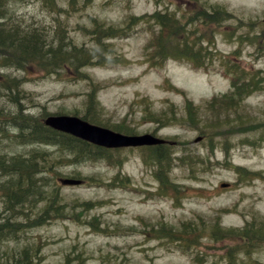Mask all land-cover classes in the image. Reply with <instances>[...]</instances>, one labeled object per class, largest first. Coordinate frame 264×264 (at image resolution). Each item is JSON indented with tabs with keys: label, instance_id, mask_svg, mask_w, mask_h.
Returning a JSON list of instances; mask_svg holds the SVG:
<instances>
[{
	"label": "rangeland",
	"instance_id": "rangeland-1",
	"mask_svg": "<svg viewBox=\"0 0 264 264\" xmlns=\"http://www.w3.org/2000/svg\"><path fill=\"white\" fill-rule=\"evenodd\" d=\"M75 1L60 3L58 14L37 1L18 10L43 30L53 26L60 41L86 45L96 64L0 67V110L39 122L53 114L89 113L106 128L156 132L176 142L171 153L180 160L157 167L147 149L109 150L75 171L54 174L49 181L63 213L52 207L42 226L24 227L21 243L38 247V264H264V0ZM219 12L217 26L211 20ZM157 13L183 18L180 36L169 41L186 40L189 47L177 51L169 43L159 51ZM191 15L197 19L189 25ZM96 26L127 36H103L96 44ZM212 32L220 33L221 53L234 52L231 74L219 62L204 70L193 57L180 59L192 46L197 54L199 34ZM231 34L241 38V47L224 44ZM179 52L180 60L165 61ZM235 82L247 91L239 93ZM228 99L236 102L231 110L214 115L201 109ZM1 144L4 152L22 151L11 136ZM54 152L47 154L50 164L59 161ZM62 178L86 183L66 186ZM0 209L11 214L4 213L1 195ZM37 211L26 208L24 214L33 219ZM13 247L0 239V260L9 259Z\"/></svg>",
	"mask_w": 264,
	"mask_h": 264
},
{
	"label": "trees",
	"instance_id": "trees-1",
	"mask_svg": "<svg viewBox=\"0 0 264 264\" xmlns=\"http://www.w3.org/2000/svg\"><path fill=\"white\" fill-rule=\"evenodd\" d=\"M32 1L50 5L52 10L58 14L62 11L59 4L65 0H0V66L23 68L27 63H38L44 69L53 68L56 70L58 66L78 63V61L81 67L96 64L93 61L96 57L88 55L92 51H89L90 48H87L86 45L64 42L63 38L60 41L57 29L53 30V26L49 31H46L43 30L44 26L38 27L34 20L22 17L18 10L19 6ZM70 3L75 5L77 1L70 0ZM152 18L161 31L158 40V48L161 53H163L165 45L172 43L173 45L169 48L172 49L183 42L169 41V37L172 35L180 36L183 18H176L175 15L166 13H157ZM196 19L197 15L189 16V25L195 24ZM96 27L97 29L91 32L93 42L96 44L103 36L105 40L107 38L114 39V35L124 37L123 30H120L119 34V30L114 27ZM73 65L78 67L76 64ZM5 116L4 110H0V118ZM89 116L87 117L92 122L99 124ZM16 125L19 128L15 133L18 131L20 133L14 137L15 140L20 142L21 137L24 138L25 140H21L22 143H25L22 146L28 145L32 147V150L28 153L22 151L5 153L0 149V195L5 204L4 213H11L6 216L0 209V239H8L14 244L11 257L0 260V264H38L40 260L34 256L38 252H33L38 247L23 245L19 235H22L24 227L27 230L32 224L42 226L41 222L44 223V220H47L48 212L52 210V207L63 213V209H61L63 202L57 200V193L49 180L53 178L54 174L62 176L61 172H64L66 168L75 171L80 163L90 158L96 151L101 150L87 142L52 131L43 124L34 122L30 116H24L21 120H17ZM23 132L27 133L26 137L21 136ZM0 136L2 137L1 145L2 139L9 136L4 129H1ZM53 148L57 149L56 153L59 157L56 164H50L49 155H47L50 154L48 149L52 150ZM164 148L167 149V147L161 146L157 147L155 151V157L159 164L165 163L168 158L162 150ZM101 152L105 153L106 151L102 150ZM52 186L53 189L50 190ZM26 208L30 212L38 210L33 219L28 213L24 214ZM14 210H18L21 216L12 214ZM23 216L24 219H22Z\"/></svg>",
	"mask_w": 264,
	"mask_h": 264
},
{
	"label": "water",
	"instance_id": "water-1",
	"mask_svg": "<svg viewBox=\"0 0 264 264\" xmlns=\"http://www.w3.org/2000/svg\"><path fill=\"white\" fill-rule=\"evenodd\" d=\"M46 124L63 132L71 133L84 140L105 147H125L154 145L164 141L152 135L144 136H124L109 129L94 126L77 117L71 116H50ZM65 184H80V181L67 180Z\"/></svg>",
	"mask_w": 264,
	"mask_h": 264
}]
</instances>
